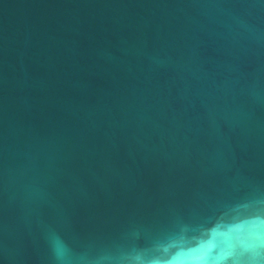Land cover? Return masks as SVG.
I'll use <instances>...</instances> for the list:
<instances>
[{
	"label": "water",
	"instance_id": "95a60500",
	"mask_svg": "<svg viewBox=\"0 0 264 264\" xmlns=\"http://www.w3.org/2000/svg\"><path fill=\"white\" fill-rule=\"evenodd\" d=\"M52 234L264 264V0H0V264H56Z\"/></svg>",
	"mask_w": 264,
	"mask_h": 264
},
{
	"label": "clouds",
	"instance_id": "9594fccd",
	"mask_svg": "<svg viewBox=\"0 0 264 264\" xmlns=\"http://www.w3.org/2000/svg\"><path fill=\"white\" fill-rule=\"evenodd\" d=\"M49 242L53 257L56 260V264H69V260L66 255L69 251V246L66 244V242L56 234H52L49 237ZM254 254L258 256L259 249L255 250Z\"/></svg>",
	"mask_w": 264,
	"mask_h": 264
}]
</instances>
